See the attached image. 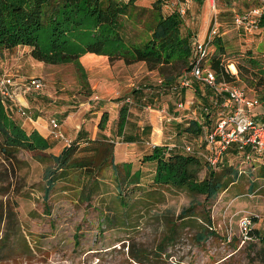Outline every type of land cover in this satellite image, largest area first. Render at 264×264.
Wrapping results in <instances>:
<instances>
[{
    "label": "rangeland",
    "instance_id": "374dc122",
    "mask_svg": "<svg viewBox=\"0 0 264 264\" xmlns=\"http://www.w3.org/2000/svg\"><path fill=\"white\" fill-rule=\"evenodd\" d=\"M154 1L136 0L137 14L142 21L138 28L151 19L146 9L152 8ZM182 2L164 5V12L170 13L177 8L186 10L182 15V32L192 42L194 35L201 38L206 34L215 12L211 0ZM215 5L219 11L221 40L225 50L220 53L214 46L212 57L221 58L225 67L236 75L234 84L264 103V86L258 87L255 78L258 67L264 64V26L252 33L236 26L238 11L249 8L250 4L245 5V0H215ZM132 26L129 24V29ZM136 31L133 29L131 33ZM104 56L92 55L93 59H90L83 55L80 58L88 76L84 80L73 62L53 64L40 61L32 56L28 46H18L0 55V74H9L17 81L40 77L45 82L41 91L24 95L28 102L26 106L22 104L33 121L18 113V102L10 107L9 100H2L10 116L22 128L28 133L36 130L48 139L52 145L45 153L59 154L63 146L76 144L77 133L81 129L96 134V138L80 140L77 143L79 149L91 147L93 140L102 139L103 132L111 133L107 138L121 142L123 139L117 138L114 130L118 127V107L112 102H126L128 97L134 100L139 97L142 104L147 106L146 109L141 107L144 111L143 123L150 120L152 114L158 115L160 123L161 113L151 109H160L163 107L160 103L170 102L176 113H180L178 118L186 116L187 122L197 116L208 130L215 128L220 109L215 108L212 96L208 100L211 102L208 105L212 112L211 119H207L201 109L206 104L203 96L192 87L188 88V94L180 88L169 90L162 87V94L155 92L146 99L145 96L151 94L153 88H158L161 84L158 80L164 79V76L157 70L151 72L145 62L127 65L121 59L110 61L109 57ZM231 64L235 65L236 71L230 67ZM166 71L178 79L180 66L169 67ZM201 87V91H204L205 86ZM136 90L144 95H133ZM157 94L159 99H156ZM190 98H194L195 107H190L192 114L188 115L190 111L186 109V101ZM182 100L186 102L185 110L177 105ZM98 101L104 104L99 107ZM95 108L99 111L93 113ZM262 111L264 106L255 108L252 115L261 119ZM162 113L166 125L173 116ZM105 114L107 119L102 125L106 124V127L100 131L104 127H101V123ZM167 117L172 119L166 121ZM52 119L61 125L64 138L52 132ZM167 126L170 133L179 131L174 125ZM202 137L203 134L201 137L185 134L176 137L175 141L196 148L201 144ZM141 146L143 148L136 149V152L130 150L132 156L128 158L129 161L120 163V158L115 157L117 163H131L132 172L140 170L141 185L131 186L126 196L129 206L123 205L117 198L116 180L111 167L102 174L104 181L90 203L80 197L76 179L69 182L59 180L45 201V170L52 162L38 160V151L21 150L12 162L4 160L0 154V237H3L0 240V264H264V241L253 231L260 230L264 234V178L259 176L264 151L251 152L248 160L243 151L226 153L225 164L236 171L246 170V173L235 178L228 189L207 203L209 213H204V195H197V199L203 202L197 207V215L180 219L179 213L190 205L192 196L187 191L153 187L155 165L144 162L147 145ZM206 173L205 167L200 178L203 179ZM167 215L177 225L174 239H164L170 232ZM208 216L216 235L205 243L199 242V232L209 228ZM244 216L253 219L252 237H246L242 230L241 219ZM5 236L9 237L4 239ZM137 254L139 257H134Z\"/></svg>",
    "mask_w": 264,
    "mask_h": 264
},
{
    "label": "trees",
    "instance_id": "16d2710c",
    "mask_svg": "<svg viewBox=\"0 0 264 264\" xmlns=\"http://www.w3.org/2000/svg\"><path fill=\"white\" fill-rule=\"evenodd\" d=\"M173 3L179 4L175 0H155L152 8L146 9L152 16L151 19L145 23L146 25L144 24L145 26L138 28L137 25L142 21L140 22L137 14L136 0L126 2L122 0H0V55L18 46H28L32 56L40 61L53 64L73 62L84 80L88 76L80 58L87 53L108 56L110 61L121 59L127 65L145 62L149 70H157L164 76L162 87L172 90V86L180 82L182 76L189 70L192 55L190 37L182 32L184 14L179 8L170 13L164 12V5ZM248 4L245 1V5ZM129 24L133 25L131 29ZM260 25L264 26V16L260 19ZM133 29L137 30L134 34L131 33ZM214 46L220 53L224 52L221 36L215 40ZM209 62L218 81L236 80V75L225 67L221 58L212 57ZM178 65L180 66L178 79L177 76L166 73L169 67L176 68ZM255 75L256 85L263 87L264 64L258 67ZM202 85L195 82L191 87L203 96V101L206 103L204 107H209L211 102L206 96L214 97L212 95L214 93L206 86L204 91H201ZM136 93H140V90H136L134 95ZM131 99L134 100L133 97ZM126 104L120 109L119 133H122L126 124L128 112ZM6 106L0 97V154L4 160L12 162L21 150L38 151V160L52 162L45 170V201L49 199L52 189L59 180L69 182L76 179L80 197L90 203L93 194L100 189L104 181L102 174L111 167L116 180L117 198L123 205L129 206L126 196L131 186L141 185L140 170L132 172L131 163L116 162L113 141L93 140L91 147L79 149L77 143L80 142V137H78L76 144L65 146L60 154H48L45 152L52 145L48 139L36 130L28 133L13 116H10ZM261 106H264L263 102ZM211 115L212 112L206 113L205 117L211 119ZM105 119L107 114L104 115L101 123L104 129L106 125L102 124ZM261 119H264V116ZM187 123L179 127L180 134L187 133L196 137L204 134L205 125L200 124L199 120L191 119ZM202 148L204 150V146ZM80 151L83 153L79 154ZM230 151L235 154L239 152L236 146L233 150L229 148L226 153ZM245 151L252 152V149L247 147ZM143 160L154 162L156 165L153 187L174 188L187 191L192 196L190 205L179 213L180 219L195 217L197 207L203 205V202L204 213H209L207 203L209 204L220 192L228 189L238 175L235 168L225 164V157L217 166H213L200 150L168 151V145L154 146L152 152L144 154ZM205 167L207 173L201 179L200 175ZM259 176L264 178V161L260 166ZM197 195H204V201H199ZM46 207L49 209L48 204ZM166 218L170 232L164 239H174L177 225L170 216L167 215ZM207 221L209 228L199 232L197 235L199 242L205 243L216 235L211 217L208 216ZM253 231L264 241V234L260 230ZM253 231L251 228L248 236L252 237ZM8 237L5 236L4 239ZM1 239L3 237H0ZM159 248L163 250V247L159 246Z\"/></svg>",
    "mask_w": 264,
    "mask_h": 264
},
{
    "label": "built area",
    "instance_id": "2783aa9c",
    "mask_svg": "<svg viewBox=\"0 0 264 264\" xmlns=\"http://www.w3.org/2000/svg\"><path fill=\"white\" fill-rule=\"evenodd\" d=\"M180 4L182 0H175ZM212 1L214 9L213 23L207 30L203 37L194 35L192 38V55L190 58V68L182 76V79L172 88L177 90L179 88H190L195 82L201 83L213 91V104L220 109L217 114L218 121L215 128L204 131V150L203 153L208 162L217 166L223 161L226 152L233 145L239 151L244 152L245 159L251 158V152H246L247 147H251L252 151H264V119H257L252 115V111L261 106V101L255 96H249L244 88L237 86L233 82L226 80L218 81L215 71L210 65V59L214 52L215 40L222 36L220 32L219 11L215 5V0ZM250 4L249 8L236 15V26L243 28L249 33L259 29L260 19L264 16V0H245ZM181 13L185 14L186 10L181 9ZM161 85H164V80H158ZM45 87V82L40 77H32L28 80L17 81L9 74H0V97L4 100L10 101V107L14 106L16 102L18 113L33 121L32 116L28 113L27 108L20 101L19 96L24 97L25 94L35 93L41 91ZM219 99V101H218ZM127 103H131L132 99L128 97ZM188 108L195 105L194 98L186 101ZM186 102L183 100L178 102L179 108H186ZM206 113H210V107H204ZM52 132L60 138H64L61 131V125L56 119L51 120ZM177 144L171 143L168 145V151H173ZM186 152H196V148L191 144H184L181 146ZM245 170L240 169V174ZM253 219L249 216H244L241 219V227L246 237L252 228Z\"/></svg>",
    "mask_w": 264,
    "mask_h": 264
},
{
    "label": "crops",
    "instance_id": "0c3cea01",
    "mask_svg": "<svg viewBox=\"0 0 264 264\" xmlns=\"http://www.w3.org/2000/svg\"><path fill=\"white\" fill-rule=\"evenodd\" d=\"M94 54L95 53H87V54H85V56L87 58L93 59L92 55H94ZM87 66L90 68L92 67V65H87ZM156 88H153L154 91H152L151 94H149V95L147 94L145 96V98L147 99L148 96L150 97V96L154 95L155 92L161 93L160 89H162V85H158V88L157 89ZM182 90L185 94H188V91H189L188 88H183ZM133 95H134V93H133ZM135 95L140 96V95H144V94H143V92H140V93H136ZM159 97H160L159 94H157L156 99H159ZM186 97H188V95H186ZM20 99H21L22 103H24L25 105L27 104V102H28L27 99H25L24 97H20ZM206 99L209 100V97L206 96ZM102 103L104 104V102L98 101L99 107H101V105H103ZM112 103L117 105V107H118V114L116 116V118H117L118 115L120 114L121 107L126 103H125V101H122V100H119V102L113 101ZM119 103H121V104H119ZM160 104H161V106H163L160 109H151V111H154L155 113H159V112L161 113V114L159 113L160 117H162L160 119V121H161L160 123L158 122V115H156V114L150 115V120H147V122L143 123L142 117L144 115V111L141 109V107L146 109L147 106L142 104V102L140 101V98L137 97V99L133 100V103L126 104L128 112H127V117H126V124H125V127L123 128L122 133H119L118 127L117 128L115 127L116 129H114V130H116L117 138H122L123 140L120 142V141H117L114 139H109L107 137L111 133L109 134V133L103 132L104 134L101 136L102 139L115 142V157L118 156L120 158V161H119L120 163L129 161L128 158H131V156H132L130 150H133L136 152L137 151L136 149L143 148V146H141L143 144L147 145V149H145V151H147L148 153L152 152L154 146H165V145H169L173 142H175V144H177V146H178L174 150L180 151V149H182L181 146L183 145V143H179V142L175 141V139L178 136L179 137H181L183 135L185 136V134H187V133H183L182 135H179V131H172L170 133V131H169L170 128H168L167 125H169V124L174 125V128L176 130H178L179 127L181 128L182 125L188 124L187 122H185L187 120V118H186V116L178 118L177 115H179L180 113H178V114L176 113L174 106L170 102L168 104H165L163 102ZM131 105H134V106L132 107ZM192 107H195V105ZM259 107H261V106H259ZM97 108H98V106H97ZM97 108H95L96 110L93 113H96L99 111ZM186 109H188L190 111V113L188 112V115L189 114L191 115L192 114L191 109L188 107ZM201 109L204 113H206L204 111V106ZM162 112H167L171 116H173V119L167 117L166 121H169L168 119H172V120L169 123H166V125H165V122H163V113ZM263 112L264 111H262L261 114H263ZM201 115H202V113H201ZM190 117H192V116H190ZM146 118H147V116H146ZM192 118L199 120L200 124L204 125L203 120H200L197 116L196 117L194 116ZM202 118H204V117H202ZM100 131H103V129H101ZM95 135L96 134H91V133L87 132L85 129L84 130L81 129L77 133V138L80 137L79 139L81 141H83V140L86 141V140L95 139L96 138ZM201 141H202L201 144L196 146V151L203 150L202 146L205 145L203 137H202ZM119 145H125V146L120 147ZM65 146H63L62 150L64 149ZM61 151H60V153H61ZM56 155H58V154H56ZM153 164L155 165L154 162H153ZM155 167H156V165H155ZM239 172H240V170L238 171L237 177L242 174V173L240 174ZM154 173H155V171H154ZM243 173H246V170ZM248 189L251 190V186H249Z\"/></svg>",
    "mask_w": 264,
    "mask_h": 264
},
{
    "label": "bare ground",
    "instance_id": "6f19581e",
    "mask_svg": "<svg viewBox=\"0 0 264 264\" xmlns=\"http://www.w3.org/2000/svg\"><path fill=\"white\" fill-rule=\"evenodd\" d=\"M230 67H231L234 71H236V67H235L234 64H231Z\"/></svg>",
    "mask_w": 264,
    "mask_h": 264
}]
</instances>
